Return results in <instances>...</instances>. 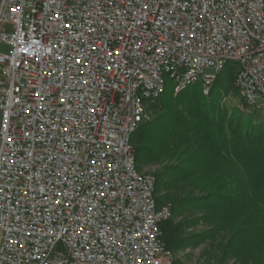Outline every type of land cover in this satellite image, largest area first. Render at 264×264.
<instances>
[{
	"label": "built area",
	"instance_id": "built-area-1",
	"mask_svg": "<svg viewBox=\"0 0 264 264\" xmlns=\"http://www.w3.org/2000/svg\"><path fill=\"white\" fill-rule=\"evenodd\" d=\"M228 65L264 113V0H0V264H176L130 139Z\"/></svg>",
	"mask_w": 264,
	"mask_h": 264
},
{
	"label": "trees",
	"instance_id": "trees-1",
	"mask_svg": "<svg viewBox=\"0 0 264 264\" xmlns=\"http://www.w3.org/2000/svg\"><path fill=\"white\" fill-rule=\"evenodd\" d=\"M223 72L222 90L216 85ZM223 72L208 95L188 87L175 98L161 96L150 107L153 120L140 125L130 144L137 164L163 156L169 162L154 177L155 193L165 194L157 204L172 205V218L161 225L172 253L210 242L220 261L264 264L263 116L221 105L222 95L236 92L234 67ZM199 223L208 231L183 236Z\"/></svg>",
	"mask_w": 264,
	"mask_h": 264
},
{
	"label": "rangeland",
	"instance_id": "rangeland-1",
	"mask_svg": "<svg viewBox=\"0 0 264 264\" xmlns=\"http://www.w3.org/2000/svg\"><path fill=\"white\" fill-rule=\"evenodd\" d=\"M224 75H225L224 72L220 74L216 88L222 90L225 88L226 83L224 82ZM164 81H165V91L162 97L167 98L172 94V97L175 98L178 94H174L173 92L172 81H170L166 77L164 78ZM189 89H191L192 91H197L201 89L202 91L200 82L189 86ZM236 92L234 91L229 93L228 95H222L221 105L226 107L230 112L233 109H236V111H240L241 102ZM151 105L152 104H149L146 108V114L142 124H146L152 121L155 116L150 108ZM261 115L263 116L261 121L264 122V113H262ZM150 125L151 124H149V127ZM168 163L169 162L166 160V157L163 156V158H161V160L157 163L152 162L146 165H144L143 163H139L137 164V168L142 173L152 174L156 177L158 173L162 172L165 169V167L169 165ZM164 195L165 194L163 191L156 193L157 200H160L161 197H165ZM168 202L169 201L164 200L161 203L163 204ZM199 216L200 215L197 213L194 215V217H199ZM182 218H186V217H182ZM181 220L182 219L177 218V221H181ZM206 231H208V227L199 223L196 224L194 227L187 229L186 232L183 234V236L186 237L188 235L189 236L200 235ZM210 244H211L210 242L194 244L195 246H190L189 248H186L184 250L173 252L176 264H239L238 262H236L235 259H226L220 261L219 251H217L214 248H211Z\"/></svg>",
	"mask_w": 264,
	"mask_h": 264
},
{
	"label": "snow or ice",
	"instance_id": "snow-or-ice-1",
	"mask_svg": "<svg viewBox=\"0 0 264 264\" xmlns=\"http://www.w3.org/2000/svg\"><path fill=\"white\" fill-rule=\"evenodd\" d=\"M12 10H13V12L17 11V9H15V8H13ZM117 55H119V53H117Z\"/></svg>",
	"mask_w": 264,
	"mask_h": 264
}]
</instances>
